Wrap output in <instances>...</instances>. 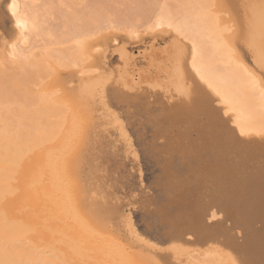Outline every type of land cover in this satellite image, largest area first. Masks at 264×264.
<instances>
[{"label": "bare ground", "instance_id": "6f19581e", "mask_svg": "<svg viewBox=\"0 0 264 264\" xmlns=\"http://www.w3.org/2000/svg\"><path fill=\"white\" fill-rule=\"evenodd\" d=\"M174 1L177 4L164 3L149 25L154 33L170 28L172 37L149 47L135 74L127 67L129 54L119 48L116 74L110 76L96 58L99 46L88 38L89 30L69 39H75L72 49L44 47L35 54V38L52 37L49 29L40 30L43 18L36 11L37 0H0L14 24L0 52L5 101L13 105L0 114V264H105L111 255L119 264L134 256L130 255L134 240L147 251L138 249L140 257L159 254L152 243L138 237L121 209L145 200L149 207L155 205L154 198L144 199L143 192L122 202L124 197L115 193L125 179L112 170L125 166L131 144L123 119L105 104L110 79L114 94L128 101L131 114L142 115L151 129L149 147L160 164L157 181L163 203L150 208L170 242L161 255L169 264H264V0ZM94 13H88L87 23ZM62 17L69 20L65 14ZM238 44L250 52L255 68L241 55ZM60 63L78 67L74 86L86 115L84 127L94 123L96 99L107 112L96 124L103 131L97 140V156L103 159L92 174L100 182L95 202L105 217L127 223L124 226L133 235L122 245H111L106 237L90 233L87 238L86 232L84 255L81 248L75 249L83 239L72 238L78 230L70 225L66 233L61 227L68 217L77 222L78 213L72 211L75 202L70 205L73 196L64 194V188L55 198L49 194L59 181L55 172L51 178L47 174L66 160L64 153L50 152L51 146L68 138L81 121L76 124L77 117L64 106L68 101L56 80L55 66ZM44 77H53L52 87L43 85ZM113 129L117 138L111 136ZM74 239L78 243H72ZM103 243L113 247L106 250ZM101 247L106 251H99Z\"/></svg>", "mask_w": 264, "mask_h": 264}, {"label": "rangeland", "instance_id": "374dc122", "mask_svg": "<svg viewBox=\"0 0 264 264\" xmlns=\"http://www.w3.org/2000/svg\"><path fill=\"white\" fill-rule=\"evenodd\" d=\"M36 3L37 5L35 4V6L38 7L39 9L38 10L36 8L37 9L36 11L38 14H40L39 15L40 19L43 18L40 22L41 23L40 30H42V27L44 31L45 30L47 31V29H49V31L52 32V37H50L51 39L43 38V36L38 37V39L35 38L37 40V41L35 40L37 43L36 46L37 45L38 46L37 48L32 50L33 53L37 54L38 51L44 47H47V48L49 47L52 50H61V48H64V47L66 49L71 48L72 47L71 45L73 44V41H75V39H72L70 41L69 39L71 37L74 38V35L76 33H82V32H85L86 30L87 31L89 30L88 38L89 39L92 38V42L94 43L97 42L99 46L98 50L96 51V58L98 59V61H100V65H103L104 67L107 68V71H110L109 72L110 76L112 75L114 76V74H116V73H113V71L116 70V66L118 64L117 62L119 59V51H118L119 48H124V50L127 51V53L129 54V61L131 63H129L127 67L131 71L133 70L135 74V72L137 73L138 71L137 69H139L142 66L143 61L146 59L145 54H146L147 49L149 47L163 45V43L166 42L169 39V37H172V34H174L170 28H168V32H165V33H158V32L154 33L149 29V25L151 24L155 14L159 11L160 7L164 3L166 4L169 3L170 5L177 4L174 0H37ZM0 7H1V18H0L1 20L0 21V44H1L0 52H1L4 46L6 47V44L9 41L8 34L10 31H12L14 24L12 22L10 15L6 11L5 6H0ZM89 12H95V13L94 15H92V18L87 23V16ZM62 14L63 15L65 14L66 16L65 18H68L69 20L68 21L64 20V18L62 17ZM42 21L45 23H43ZM65 24L67 25V27H65ZM91 30H93L94 32ZM90 31L92 34L90 33ZM155 35H157V37ZM61 39L68 40V41L62 44L55 43V41L61 40ZM41 40L44 42H42ZM43 43H44V46H43ZM236 46L238 50L240 51L241 55L247 60V62L253 65L250 52L247 49L243 48L242 46L240 47L239 44ZM134 64L136 66H134ZM55 67H56V70L58 69V71H56L58 73L57 75L61 76V77L60 76L57 77L56 75L57 84H60L63 87L64 90L62 91V95H65V98L68 101L65 103L64 106H66L67 109L69 108L70 110V111L68 110L70 112L69 115L73 114L71 115L73 116V118L74 117L78 118V119L77 118L74 119V121L76 120L75 121L76 124L78 123L77 120H79V118H81L80 119L81 121H79V124L77 125V127L73 129L72 132L74 133L71 132L70 135H68L70 138L68 137L66 139H63L60 143H58V145L51 146L50 152L57 151L58 154L60 155L64 153L62 157H65L66 160L65 162L63 161L62 165L59 164L60 165L59 167L53 168V170L51 171V174L49 173L51 176L47 174L48 173V170H47V173H46L47 176L51 178L53 176L52 172H55L58 176V181H59L58 183L59 185L57 183L55 184V185H58L57 186L58 188L56 186L53 187V188H57V190H55L56 192L52 190L53 188L51 186L49 190V194L50 196L52 195L51 197H54L57 194H60L63 191L62 189L64 188V190H66L64 194H66L67 196H71V197L73 196V198L69 197L70 200L72 199V201H70V205L71 204L73 205V203L75 202L74 205L73 206L71 205V206L73 207L72 211H76L78 213L77 215H79V216L77 215L75 216L76 213L74 214L73 212L77 222H74L72 220L70 221V219L72 218L68 217L69 219H66L61 224V227L66 228L65 229L66 233L67 231H69L68 227L70 225H71L70 228H73V229L75 228L76 230H78L77 232L74 231L76 232L75 233L76 236H74L75 235L74 234L73 235L74 237L72 238L76 237L75 239L78 242L80 241V239L81 240L83 239V240L78 243L74 239L72 243L76 241L78 244L76 243L77 245L76 244H72V245L74 246L76 245L75 249L80 250L81 248V254L84 255L85 249L83 248V246L86 245L85 242L88 236L90 235L92 236L94 234L93 235L94 237L101 236L102 239L106 237L104 240H106V242L108 243H111V245L113 244L122 245V243H125L124 241L125 239L127 238L130 239L131 234H129L128 229L126 228L127 223L125 222L123 223L119 221L117 218H114L112 216L105 217L104 215L105 213L103 212L104 210L102 209V207H100V205H96V202H95V198L97 199L98 197H100V196L97 197L96 192H95L96 185L99 186L100 182L95 181L96 177L92 174H94L93 170L94 168H96V165L101 164L102 159H103L102 156L100 155H99L100 157L97 156L99 153L98 152L99 142L97 141L99 138L98 136H101L103 134V133L102 134L100 133V132H103L102 128L100 126H97L101 123V119H99L98 117H103L104 115L107 116V112L104 110V108H102L99 105L98 99H96L94 101L95 111L97 113L101 112L102 115H98L96 113L94 119L92 120V122L94 123H90L91 125V127L89 126L90 128L88 126H86L85 128L84 122H85L86 115L82 109L81 101L80 100L78 101L77 99L78 95L75 93V91L77 90L75 89V86H74L76 84V76H79V74L76 73V70L78 69V67H75L74 65H68V64L66 65L63 63L57 64ZM98 69H101V67ZM1 75H0V114L4 112L5 108H8L11 110V108L13 107V105L11 104L9 105V103L5 101V96H4L5 89L2 85L3 80H2ZM48 77L50 78V76ZM48 77H47V80H48ZM69 78L72 79L71 80L72 84L70 85L68 84ZM52 79L47 81L45 77H44V80L42 78V83H45L43 85L46 86L47 84V86L49 85L50 87H52L53 86V81H51ZM112 80L113 79H110L108 83L105 85V95H106L104 98L105 104H107V106L109 107V110L111 109L110 111L115 112L117 116L119 115L118 117L119 118L121 117V120L123 119L122 121H124L123 123H125L123 125L124 126L126 125L125 129L127 131L128 138L131 144V145H128L130 153L128 157L126 158L127 161H125V164H124L125 166H122L123 169L122 167H119V168L115 167L112 170V172H114V174L117 175L118 177H119V174L120 175L124 174L123 177L125 179L124 184L118 185L119 188L116 189L117 192L115 193L121 199L124 197L122 202H124L125 199H130V197L134 194L137 195L138 197L139 194L143 192H146V196L144 199L154 198L155 205H150L148 207L147 205H145L146 200L142 203V205H139L140 203H138V201L137 202L132 201L131 203L133 204L128 205V206L124 204L121 209L123 210V213L125 215L128 214L127 218H130L138 237L139 238L142 237L143 239H145L144 241H147L148 243H152L154 245V248L159 253L155 256H149L146 259L143 257H140L138 255V249L143 251L144 248H142L141 243L139 244L138 241H135L133 239L134 241H130V242L133 243V245L135 244L136 247H134L133 250L130 251L131 252L130 255L134 254V256L132 255V258H130V260L127 262L123 260L122 261L126 264H137V262L138 264L139 263L141 264H169L168 259L161 255V253H163V255L165 256V251L169 249V246H170L169 239L166 237L167 235L164 234V230L162 231L163 227L160 224L161 222H160V219L157 213H154V211L151 210L150 208L153 206L154 208H156V206L163 203V197L161 194V186H160V183L157 181L158 176L160 174V164L157 160V157L152 152L151 147H149V143L151 139V129H150V126H148L147 123H145L146 121L143 122L144 120L141 117L142 115L137 116L136 112H133L131 114L130 111L133 108V106H131V104L128 101L123 100L114 94V90L112 87ZM50 82L52 83L51 85H50ZM42 83L40 84L42 85ZM35 88H37V86ZM76 114H78L79 117ZM1 127H2V122L0 121V129ZM97 127L98 128L100 127V128L98 129ZM107 127L108 129H111L110 126H107ZM89 129L92 130L91 133L93 134L88 133L90 132ZM85 130H88L86 132L87 135L82 134L83 131ZM110 133H111V136L113 135L112 136L113 138L118 137L116 136L117 133L114 129ZM82 140L84 142H82ZM90 141L92 142L94 141V142L92 143ZM61 143L63 144V146ZM55 146H57V149ZM34 164L36 165L37 163H34ZM36 166H35V169H36ZM33 170L34 168H32L33 173L36 172L35 170L34 171ZM43 177H44V174H43ZM32 184H36V183H32ZM32 184L30 185L32 186ZM105 184L106 183H104V185ZM102 187L103 188L101 190L103 192L105 191L104 192L105 194L106 190L104 189L103 185ZM59 188H62V189H59ZM39 195L41 194H38V196ZM43 197H40V198H43ZM44 211L49 212L51 210L50 208H46V210ZM78 219L79 220L81 219L82 221H79ZM66 224L68 225L65 227ZM80 224H81V227L79 226ZM82 225L84 226L82 227ZM89 228H91L92 231ZM103 228L105 229V231ZM100 229L104 231L103 236H102L103 233L101 234ZM109 230H111L110 233L108 232ZM86 232L87 234L85 236L87 238H84L85 237L84 234ZM116 237H120V238L117 239ZM109 238L110 239L114 238V239L112 242H109L110 241ZM115 239L118 241L121 239V241H119L120 243H118V241L116 242ZM65 241H67L66 237H65ZM83 242H84V245H82ZM104 243H103V247H105V249H106V246H108L107 249L111 247L109 246L108 243H107L108 245L105 244L106 246H104ZM68 249L69 247L67 248V250ZM105 249L104 248L102 249L101 247V249L99 248V251L100 250L106 251L107 249L106 250ZM93 252L96 253L94 250ZM143 252H147V251L144 250ZM94 253H91L90 255L92 257H95V256L97 257L98 254L96 253L95 255ZM109 257L110 255L108 256V258ZM111 258H112V255L109 258L110 262L107 260L108 262H106L105 264L107 263L116 264L117 263L115 262V260H111ZM81 259L80 261L82 262L83 259L82 260ZM118 262L119 264L123 263V262L120 263V261Z\"/></svg>", "mask_w": 264, "mask_h": 264}]
</instances>
